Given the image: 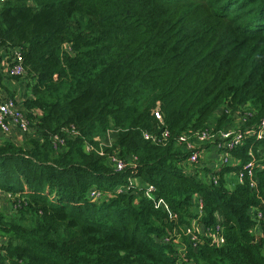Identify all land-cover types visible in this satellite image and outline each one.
I'll return each instance as SVG.
<instances>
[{
	"label": "trees",
	"instance_id": "obj_1",
	"mask_svg": "<svg viewBox=\"0 0 264 264\" xmlns=\"http://www.w3.org/2000/svg\"><path fill=\"white\" fill-rule=\"evenodd\" d=\"M1 72L0 264H264V0H3Z\"/></svg>",
	"mask_w": 264,
	"mask_h": 264
},
{
	"label": "built area",
	"instance_id": "obj_2",
	"mask_svg": "<svg viewBox=\"0 0 264 264\" xmlns=\"http://www.w3.org/2000/svg\"><path fill=\"white\" fill-rule=\"evenodd\" d=\"M10 62L11 63L5 64L4 73L9 77L21 75L24 71L21 54L19 52H14ZM13 128H16L19 132L24 133L28 129V121L25 118V116H23V112L20 110L16 98L4 97L0 90V134L7 135ZM224 136H225V140L223 143L213 146L214 151L217 152V150L220 149V147H227L231 149L233 145H236L241 141V134H235L233 136L231 132L224 134ZM145 137L147 138V136ZM257 137L264 138V120L260 124V130L257 133ZM205 138H207L206 133L200 134L199 140H205ZM182 139L184 140L185 138L183 137ZM220 154L222 153H219V155ZM198 158L199 157L196 152L191 153V155H189L188 157V161L191 163H195L197 162ZM219 161L224 162L226 161V159H223L222 155H220ZM116 168L121 170L123 169V166L120 162H117ZM237 175L239 179L240 173H238ZM91 194L92 196L98 195L96 191H92Z\"/></svg>",
	"mask_w": 264,
	"mask_h": 264
},
{
	"label": "rangeland",
	"instance_id": "obj_3",
	"mask_svg": "<svg viewBox=\"0 0 264 264\" xmlns=\"http://www.w3.org/2000/svg\"><path fill=\"white\" fill-rule=\"evenodd\" d=\"M233 125L234 124L227 125L226 127H229L231 129V127H233ZM115 135H116V133L114 131H112V130L107 131V133L104 135V137L101 140V144L102 145L110 144L113 141ZM204 141L205 140H199V142H204ZM195 145H199V144L197 143ZM200 145H202V144H200ZM220 155H222V154H220ZM220 155L217 152H215V151L212 152L207 148H204L201 151V155L199 158V162H200L199 166H202V168H203V172L200 175L201 179L205 180L206 176H208L207 173L204 171V169L206 167L212 168L214 165H216V167H217V164L219 163ZM232 176H229L228 174L226 175V183L228 184V187H230V188L236 184V183H234V179L231 178ZM234 177H235V174H234ZM129 179L131 180V182L137 181V179H134V178H129ZM235 181H236V178H235ZM6 198H7V196L4 193H2V194L0 193V210L5 211V213H7V214H11V212L7 211V209H6V205H8V203H9V201H7ZM186 233L188 235H190V231L187 228H186ZM1 241L2 242L5 241V237H0V242Z\"/></svg>",
	"mask_w": 264,
	"mask_h": 264
},
{
	"label": "crops",
	"instance_id": "obj_4",
	"mask_svg": "<svg viewBox=\"0 0 264 264\" xmlns=\"http://www.w3.org/2000/svg\"><path fill=\"white\" fill-rule=\"evenodd\" d=\"M4 65H2V70H4ZM3 73L1 72V75ZM0 75V76H1ZM0 90L4 97H13L18 99V101L21 103L25 99L24 97L26 95L29 96V89L24 85V83L21 80L18 79H9L4 74L3 77L0 78ZM30 131V130H29ZM28 131V134L32 133ZM23 132H19L16 128H13L7 135L0 134V142L4 139H10L17 142H24L27 139V135ZM27 136V137H26ZM31 136V135H29Z\"/></svg>",
	"mask_w": 264,
	"mask_h": 264
}]
</instances>
